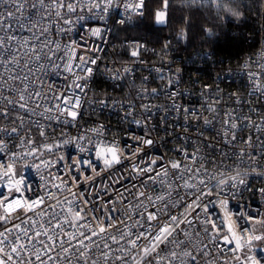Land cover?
I'll list each match as a JSON object with an SVG mask.
<instances>
[{
    "label": "built area",
    "instance_id": "2783aa9c",
    "mask_svg": "<svg viewBox=\"0 0 264 264\" xmlns=\"http://www.w3.org/2000/svg\"><path fill=\"white\" fill-rule=\"evenodd\" d=\"M139 2L0 0V201L13 202L10 212L0 204V259L11 254L9 264H264V239H252L264 235V12L255 51L228 65L190 51L183 27L159 43L120 36L143 17ZM77 99L73 119L65 101ZM229 113L235 140L225 136ZM113 146L120 162L106 166ZM172 216L173 242L159 256L144 255L143 238L133 248Z\"/></svg>",
    "mask_w": 264,
    "mask_h": 264
},
{
    "label": "trees",
    "instance_id": "16d2710c",
    "mask_svg": "<svg viewBox=\"0 0 264 264\" xmlns=\"http://www.w3.org/2000/svg\"><path fill=\"white\" fill-rule=\"evenodd\" d=\"M143 17L133 27L120 28V36L159 43L185 28L190 51L206 50L219 62L238 64L241 58L254 52L259 42L262 0H227L216 8L197 0H168L167 23L154 22L155 9L161 0H147Z\"/></svg>",
    "mask_w": 264,
    "mask_h": 264
},
{
    "label": "snow or ice",
    "instance_id": "6c2138e0",
    "mask_svg": "<svg viewBox=\"0 0 264 264\" xmlns=\"http://www.w3.org/2000/svg\"><path fill=\"white\" fill-rule=\"evenodd\" d=\"M146 6H147L146 0H140V2L137 5H135L134 7H135V9L137 11H140V14L142 15L143 14L142 10L145 9ZM167 6H168V0H163V9L158 10V11L155 12V21L154 22L156 24L163 25V24L167 23V13H166ZM17 7H22V5L18 4ZM6 16L8 18H11L13 16V13L9 11V12L6 13ZM2 23H3V19L0 18V24H2ZM2 45H3V41H2V39H0V46H2ZM132 55L133 56L137 55V52L134 51L132 53ZM94 62L95 61H92V63H94ZM84 70L89 72V73L91 72V69H89V68H86ZM78 87H79V85H78ZM153 92H155V90H153ZM171 95L174 96L175 93H172ZM21 99H23V97H21ZM8 103L11 104L12 101H8ZM101 103H103V101H101ZM65 104H70L71 105V109L72 110H69L68 114L73 119H75L76 116L78 115V113L74 109L79 107V100L77 99L74 102L65 101ZM173 106L176 107L175 103L173 104ZM20 107H24V105L21 104ZM143 107L145 108L146 111L148 110V106L147 105H145ZM3 115L6 116L7 112H4ZM228 116H229V119L227 121H225V124L227 125V128L225 130V136L227 137L229 132H231V140H235V138H236L235 132H233L232 130L236 129L238 127V125H237L236 122H234V119H233L231 113H229ZM136 123L140 124V121H136ZM0 131H7V130L6 129H0ZM11 131L12 132H16L17 129L16 128H12ZM41 134L43 135V133H41ZM132 139L138 141L139 144H141V145H152L153 144V140L150 139V138H143V137L133 136ZM65 143H67V141H65ZM81 150L83 151V149H81ZM105 151L111 154V159L104 158V163H105L106 166H111L113 163H119L120 162V150H118L115 146L109 147ZM140 151H141L140 147H137L133 151L132 154L133 155H138ZM97 156L101 157V153L99 151L97 152ZM155 163H156V161L152 160L151 164L149 165L148 168H146V169L145 168H140L139 171L140 172H145V171L150 172V171L153 170L151 165H154ZM171 167L173 169H179L180 168V164L176 163V162H173L171 164ZM164 174L167 175V169H165ZM4 176L8 179L9 183H11V169L10 168L8 169V171H6L4 173ZM232 179L235 180V177H233ZM17 183H20V182H17ZM240 183H243V181L241 180ZM15 190L18 192L20 189L17 187ZM12 203L13 202H9V198L8 197H5L4 201H0V204H4L5 205V211L6 212H10V210L12 209ZM36 203H39V201H37ZM31 207H32V205H29V208H31ZM189 207H191V205H189ZM69 210L70 211L72 210L71 207H70ZM75 215H76L77 219L80 218L79 211H77ZM3 218L6 220V219H8V216L5 215ZM155 218L156 217L154 215H149V217H148L149 220H152V219H155ZM170 220H171V222L163 224L160 227L159 232L156 233V234H153V233L149 232L147 235H144L143 233H141L140 235H137L136 239L131 241V244H132L133 248H137L138 247L137 241L140 240L141 238H143V239L149 241V245L145 246L142 249L144 255L145 256H149L153 252H155L156 255L159 256V252L157 251V249L160 248V245L173 242L169 238L172 237V234L175 231V228H176V226L178 224V218L176 216H172L170 218ZM5 231L7 232V231H10V230L6 229ZM100 231L101 232L105 231V228H101ZM95 234L96 233H92V235H95ZM0 237H4V233H0ZM86 238H88V237H86ZM113 239L115 240V237H113ZM252 239L259 241V240L264 239V235H254L252 237ZM6 240H7L6 237L3 240H0V244L6 243ZM23 247H24L23 245L14 246V247L11 248V253L12 254H19ZM106 247H107V245H106ZM160 251H163V249H160ZM3 252H4V249L0 248V253H3ZM170 255L173 258H175L177 253L176 252H171ZM12 259H13V256L11 254L4 253V258L0 259V264H9V261H11ZM36 259L37 260L40 259L39 254H37ZM248 259L251 260V264H261V261L256 259L254 256L253 257H249ZM169 264H171V262H169Z\"/></svg>",
    "mask_w": 264,
    "mask_h": 264
},
{
    "label": "rangeland",
    "instance_id": "374dc122",
    "mask_svg": "<svg viewBox=\"0 0 264 264\" xmlns=\"http://www.w3.org/2000/svg\"><path fill=\"white\" fill-rule=\"evenodd\" d=\"M154 21H155V15H154ZM157 25H161V24H157ZM163 25H165V24H163Z\"/></svg>",
    "mask_w": 264,
    "mask_h": 264
}]
</instances>
